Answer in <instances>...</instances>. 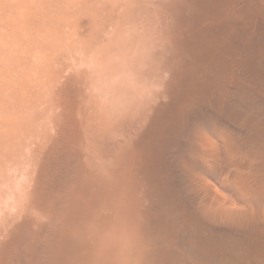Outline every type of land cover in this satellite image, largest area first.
I'll use <instances>...</instances> for the list:
<instances>
[{
	"label": "bare ground",
	"instance_id": "obj_1",
	"mask_svg": "<svg viewBox=\"0 0 264 264\" xmlns=\"http://www.w3.org/2000/svg\"><path fill=\"white\" fill-rule=\"evenodd\" d=\"M113 201L148 264H264V0H0V264Z\"/></svg>",
	"mask_w": 264,
	"mask_h": 264
},
{
	"label": "clouds",
	"instance_id": "obj_2",
	"mask_svg": "<svg viewBox=\"0 0 264 264\" xmlns=\"http://www.w3.org/2000/svg\"><path fill=\"white\" fill-rule=\"evenodd\" d=\"M86 264H148L152 242L138 212L118 201L100 204L76 228Z\"/></svg>",
	"mask_w": 264,
	"mask_h": 264
}]
</instances>
